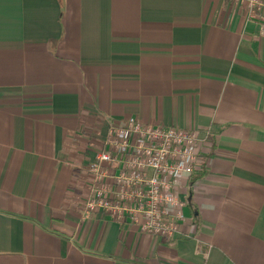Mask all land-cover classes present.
Listing matches in <instances>:
<instances>
[{
    "label": "crops",
    "instance_id": "0c3cea01",
    "mask_svg": "<svg viewBox=\"0 0 264 264\" xmlns=\"http://www.w3.org/2000/svg\"><path fill=\"white\" fill-rule=\"evenodd\" d=\"M260 27L225 0H0V264H264ZM131 116L206 138L176 238L85 208Z\"/></svg>",
    "mask_w": 264,
    "mask_h": 264
},
{
    "label": "built area",
    "instance_id": "2783aa9c",
    "mask_svg": "<svg viewBox=\"0 0 264 264\" xmlns=\"http://www.w3.org/2000/svg\"><path fill=\"white\" fill-rule=\"evenodd\" d=\"M225 1L242 8L246 21L257 22L264 34V0ZM205 139L196 129L146 124L133 116L112 121L88 164L92 185L86 210L176 238L184 231L188 204L180 191L201 168ZM194 185L187 183L186 189Z\"/></svg>",
    "mask_w": 264,
    "mask_h": 264
}]
</instances>
